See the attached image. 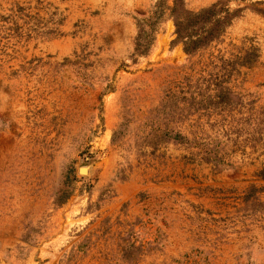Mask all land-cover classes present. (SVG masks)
Here are the masks:
<instances>
[{
	"label": "rangeland",
	"instance_id": "rangeland-1",
	"mask_svg": "<svg viewBox=\"0 0 264 264\" xmlns=\"http://www.w3.org/2000/svg\"><path fill=\"white\" fill-rule=\"evenodd\" d=\"M159 3L0 0V264H264V152L244 125L264 106V0L233 3L192 57L165 0L139 56ZM251 45L259 62L221 79ZM222 82L243 106L209 99Z\"/></svg>",
	"mask_w": 264,
	"mask_h": 264
},
{
	"label": "trees",
	"instance_id": "trees-1",
	"mask_svg": "<svg viewBox=\"0 0 264 264\" xmlns=\"http://www.w3.org/2000/svg\"><path fill=\"white\" fill-rule=\"evenodd\" d=\"M165 0H160L156 7L154 15L150 19H138L139 32L136 38L135 52L139 56H145L149 53L153 44V31L156 20L160 17L161 7ZM246 0H218L210 7L204 8L198 12L186 8L184 0H174L172 8L173 20L176 28L177 44H182L184 52L192 57L200 51L207 50L213 44L222 40L227 29L233 22L242 16L244 8H233L235 2H244ZM261 3V2H256ZM255 4H251L253 7ZM255 7V6H254ZM264 13V10H256ZM260 48L251 45L248 49L229 59L222 56L219 60L223 64L225 71L222 75L223 80L239 77L242 69L254 67L260 60ZM217 94L210 96L209 99L215 100L218 105H225L232 109L243 106L244 101L238 92L225 87L224 82L217 85ZM249 114L244 119L246 138H254V148L262 149L264 152V106L257 109L254 103L250 104ZM244 133V132H243ZM176 138H184L180 133L174 134ZM259 178L264 181V168L259 173ZM251 195L259 197L264 194V188L253 186L249 190Z\"/></svg>",
	"mask_w": 264,
	"mask_h": 264
},
{
	"label": "water",
	"instance_id": "water-1",
	"mask_svg": "<svg viewBox=\"0 0 264 264\" xmlns=\"http://www.w3.org/2000/svg\"><path fill=\"white\" fill-rule=\"evenodd\" d=\"M86 168H88V167H82V168H80L79 173L82 174V175L88 174V173L83 172V169H86Z\"/></svg>",
	"mask_w": 264,
	"mask_h": 264
},
{
	"label": "bare ground",
	"instance_id": "bare-ground-1",
	"mask_svg": "<svg viewBox=\"0 0 264 264\" xmlns=\"http://www.w3.org/2000/svg\"><path fill=\"white\" fill-rule=\"evenodd\" d=\"M83 172H86V169H83ZM87 173V172H86Z\"/></svg>",
	"mask_w": 264,
	"mask_h": 264
}]
</instances>
